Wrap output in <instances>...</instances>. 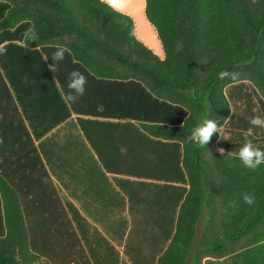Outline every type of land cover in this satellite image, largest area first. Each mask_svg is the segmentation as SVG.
Listing matches in <instances>:
<instances>
[{
    "label": "trees",
    "instance_id": "trees-1",
    "mask_svg": "<svg viewBox=\"0 0 264 264\" xmlns=\"http://www.w3.org/2000/svg\"><path fill=\"white\" fill-rule=\"evenodd\" d=\"M143 11L163 60L99 0H0V264H264V164L237 156L264 118V0ZM54 46L70 50L56 72ZM73 69L87 78L76 103ZM205 118L221 135L201 148L187 137ZM85 174L97 196L78 204L105 235L63 195Z\"/></svg>",
    "mask_w": 264,
    "mask_h": 264
},
{
    "label": "clouds",
    "instance_id": "clouds-1",
    "mask_svg": "<svg viewBox=\"0 0 264 264\" xmlns=\"http://www.w3.org/2000/svg\"><path fill=\"white\" fill-rule=\"evenodd\" d=\"M130 0H99L101 5L106 6L111 9L113 12H116L120 15L125 14V9L127 8ZM24 40L26 41V46L28 41H38V36L33 27L28 28L23 33ZM56 50L52 53V60L55 62L49 65V68L56 72L59 70V62L64 60L65 53H70V50L65 46H54ZM6 49L0 47V54H4ZM164 57H161L163 60ZM234 77V73H229L227 71H221L218 74V78L223 80L228 77ZM67 88L69 89L68 93L64 97L66 102L76 103L82 96H84L87 85L86 76L80 72L78 69H73L68 73L67 76ZM3 117L0 116V119ZM249 123L251 127L245 130L242 135L244 138V143L237 153L238 159L241 161L242 165L245 168L255 170L261 164H264V150L257 147L253 140L250 137H254L255 133L254 128H264V118L260 116H253L250 118ZM215 133L221 135L220 125H218L216 120L213 119H203L200 124L194 127L191 131V134L187 137L189 142H193L201 148L210 142L211 138ZM0 143H3L2 138H0ZM220 153H224V149H219ZM242 198L244 202L248 205H253L256 203L255 197L249 193H243Z\"/></svg>",
    "mask_w": 264,
    "mask_h": 264
},
{
    "label": "crops",
    "instance_id": "crops-1",
    "mask_svg": "<svg viewBox=\"0 0 264 264\" xmlns=\"http://www.w3.org/2000/svg\"><path fill=\"white\" fill-rule=\"evenodd\" d=\"M140 9L141 10L144 9V0H130L127 8L125 9V14L128 15L129 17L130 16L133 17V15L137 14V12ZM142 21H143L142 24H143L144 30L142 32L137 33V34L135 32V26H134L135 21L133 23V33H134L135 38L138 39L147 48H149L156 56L161 58L163 56V52H162L161 45H160V42L157 38L156 31H155L154 27L148 22V20L145 18V15H144ZM132 22H133V20H132ZM85 169L88 170V168H85ZM105 175L108 176L109 181H112V179H111L112 176H117V175L111 174V173H105ZM89 179L93 180L92 178H89ZM73 192L75 194V197L71 196L69 194V192L64 189L63 195L66 196V198L69 201H71L73 204L78 206L77 208L79 209V213L81 216H83L91 225L95 226L103 235H105V233L102 232V230L100 229L98 223L91 221L90 217H88L87 215L84 214L82 208L78 204V199H77L78 196H79L80 201H87L92 206L95 203L94 197L97 196L96 186L92 185V183L88 180L87 174H85L83 177H81V180L78 183L77 189H75V191H73ZM89 211H91V210H89ZM89 232L92 234L91 230H89ZM112 241H114V243H116V240L112 239ZM114 247H115V250H117V252L119 253V255L122 256L121 255V245H115Z\"/></svg>",
    "mask_w": 264,
    "mask_h": 264
},
{
    "label": "rangeland",
    "instance_id": "rangeland-1",
    "mask_svg": "<svg viewBox=\"0 0 264 264\" xmlns=\"http://www.w3.org/2000/svg\"><path fill=\"white\" fill-rule=\"evenodd\" d=\"M130 17L132 18L133 23L135 21L134 26H135V32H136V34L139 33V32H142L144 30V27H143V24H142V22H143L142 20H143V17H144L143 10L140 9L137 12V14H134L133 17L132 16H130ZM197 226H198L197 227V231L199 232L200 223H198ZM112 242L114 243V241H112Z\"/></svg>",
    "mask_w": 264,
    "mask_h": 264
}]
</instances>
